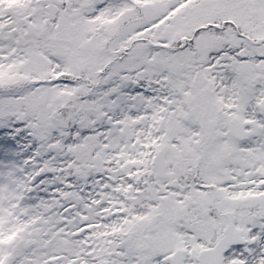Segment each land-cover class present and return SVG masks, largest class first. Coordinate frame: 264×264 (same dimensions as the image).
<instances>
[{
  "label": "snow or ice",
  "instance_id": "snow-or-ice-1",
  "mask_svg": "<svg viewBox=\"0 0 264 264\" xmlns=\"http://www.w3.org/2000/svg\"><path fill=\"white\" fill-rule=\"evenodd\" d=\"M0 264H264V0H0Z\"/></svg>",
  "mask_w": 264,
  "mask_h": 264
}]
</instances>
